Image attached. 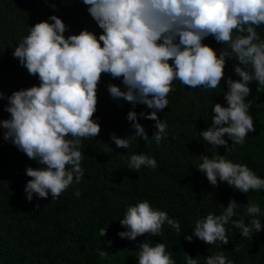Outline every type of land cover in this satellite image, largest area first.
I'll return each mask as SVG.
<instances>
[{
  "label": "clouds",
  "instance_id": "1",
  "mask_svg": "<svg viewBox=\"0 0 264 264\" xmlns=\"http://www.w3.org/2000/svg\"><path fill=\"white\" fill-rule=\"evenodd\" d=\"M86 11L102 32L81 29L77 34L64 33L67 25L60 17L50 14L47 19L34 23L27 34L20 37L11 55L28 74L39 81L27 88L0 92L6 101L3 110L10 115L0 119L3 140L44 167H26L31 177L23 187L26 201L37 198L52 200L69 185L79 184L84 169L81 167V138H95L100 131L96 111L97 84L100 74L108 73L120 78V85L108 83L107 92L113 99L130 102L126 113L129 127L134 131L126 137L109 134L117 148L127 149L137 138L148 142L147 131L139 118L153 121L152 140L159 145L168 136L167 123L158 117L168 105L167 94L174 90L173 80L188 88L202 86L215 89L224 78L226 90L222 92L224 105L211 104L210 123L199 130V137L207 142L213 154L197 155L195 169L216 186L226 182L234 190L247 193L264 190V178L246 164L233 162L219 154L218 146L229 151L232 144H243L248 132L255 130L246 101L249 83L264 86V39L255 26L264 24V0H82ZM50 7L55 8V4ZM209 35L222 44L218 50L202 43ZM99 42H102V46ZM228 61L239 79L225 75ZM171 59V63H169ZM142 104L151 111H135ZM225 135L228 139H225ZM126 167L138 170L141 166L156 168L155 157L144 152L122 155ZM79 196V189H73ZM237 202L229 199L227 206L215 214L208 212L194 220L191 233L183 239L193 238L211 245L229 242L225 225L237 229L241 237H249L262 230L261 212L255 202L245 204L249 216L245 223L234 209ZM39 207V205H34ZM123 231L117 236L134 241L141 234L160 236L162 225L181 233L180 223L168 213L154 208L147 199L128 204L119 218ZM100 227L98 235H105ZM110 243V242H109ZM162 242L151 243L147 238L138 243L137 264H176ZM103 257L106 252L98 249ZM184 264H201L197 258L184 252ZM202 264H233L223 251L217 250L203 257Z\"/></svg>",
  "mask_w": 264,
  "mask_h": 264
},
{
  "label": "trees",
  "instance_id": "2",
  "mask_svg": "<svg viewBox=\"0 0 264 264\" xmlns=\"http://www.w3.org/2000/svg\"><path fill=\"white\" fill-rule=\"evenodd\" d=\"M51 4L56 7H50ZM87 7L82 0H0V92L7 95L39 83L36 76L28 74L11 55L20 37L26 35L34 23L55 14L67 25L65 37L81 29L99 35L102 29L87 13ZM255 27L264 39V24ZM99 43L102 46V42ZM202 43L217 50L222 47L211 35ZM233 63L238 61L226 58L224 72L238 80L232 70ZM108 83L120 85V78L100 74L96 111L92 117L98 118L100 131L93 139L81 138L79 148L84 169L81 181L69 185L55 200L50 195L37 198L33 194V200L26 201L23 187L31 177L25 175L24 169L44 166L0 136V264H137L138 243L145 238L151 243H164L176 264H184V252L202 264L204 256L217 250L223 251L233 264H264V217H261L262 230L249 237H241L237 229L225 225L229 236L227 245L219 241L206 245L196 238L191 242L183 239L185 234L191 233L197 217L208 212L218 214L230 198L237 202L234 219L242 216L248 223L247 202L257 203L264 212V190L250 189L241 193L226 182L212 186L195 169L200 162L197 155L213 154L210 145L199 137V130L206 129L210 123L212 102L226 106L222 94L226 90L224 78L221 77L215 89L188 88L173 80L174 90L167 94L168 105L157 113L168 125V136L157 145L151 138L155 130L153 121L139 118L138 122L149 136L148 142L137 138L130 141L127 149L117 148L110 142L109 134L123 138L134 131L126 120L131 104L123 98L110 97ZM249 88L245 100L250 101L248 113L255 130L246 134L242 145L228 140L229 151L224 153L223 146H218L217 151L233 162L246 164L264 178V86L252 81ZM5 103L0 99V119L10 115L3 110ZM141 110L151 111L137 104L135 111ZM225 139H228L226 135ZM132 152L155 157L157 167L128 169L122 155ZM74 188L80 191L78 197L73 195ZM144 199L178 220L182 232L179 234L165 224L160 236L145 233L134 241L117 236L118 231L124 230L119 218L125 206ZM37 204L39 207H34ZM100 227L106 228L102 237L98 235ZM98 249L106 255L99 256Z\"/></svg>",
  "mask_w": 264,
  "mask_h": 264
}]
</instances>
